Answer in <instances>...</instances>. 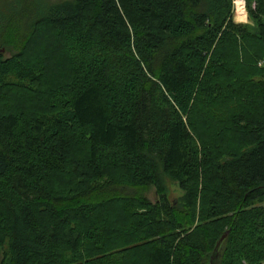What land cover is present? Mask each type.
<instances>
[{"label": "trees", "instance_id": "trees-1", "mask_svg": "<svg viewBox=\"0 0 264 264\" xmlns=\"http://www.w3.org/2000/svg\"><path fill=\"white\" fill-rule=\"evenodd\" d=\"M248 4L256 31L234 23L232 0H71L35 20V8L0 7L18 18H0L13 52L0 50L10 264H211L227 233L217 264H264V68L241 70L264 60V0ZM47 32L68 48L56 75L26 58ZM38 82L44 110L15 104ZM201 101L216 116L199 117Z\"/></svg>", "mask_w": 264, "mask_h": 264}, {"label": "rangeland", "instance_id": "rangeland-1", "mask_svg": "<svg viewBox=\"0 0 264 264\" xmlns=\"http://www.w3.org/2000/svg\"><path fill=\"white\" fill-rule=\"evenodd\" d=\"M71 0H0V7L2 8L1 13H6L8 12V10H11V8H16L19 5V9H24V8H35L36 10L33 11V13L35 14L34 20L35 18L37 19L38 16H40L42 14V8L46 5V6H52V5H56V4H60V3H64V2H69ZM236 0H232V9H231V18L233 19L234 23L237 25H241V26H248L249 28L252 29V31H256V25L255 23L251 20L250 18V11H249V4H248V0H245V12L242 13V15H244L245 13L246 16L244 17L243 21L240 22L236 19V15L239 11V8L237 10V5L235 4ZM38 3V5H37ZM18 5V6H17ZM36 6V7H35ZM252 8H255V4L252 5ZM238 11V12H237ZM241 14V13H240ZM6 14H2V16L0 15L1 20L6 19L7 21H9L10 19H13L14 21L17 22L18 18H13L12 15L9 16H5ZM248 16V18H247ZM22 18H25L22 17ZM0 20V22H1ZM3 20V21H4ZM5 20V21H6ZM2 21V22H3ZM11 27L13 26L10 25ZM8 25V28L10 27ZM7 28V29H8ZM31 31V30H30ZM54 35L52 32H47L44 35L39 36L38 38H36L33 42V44L31 45L28 53H27V60H30L32 63H34L38 68L37 70L40 71L39 69H42V74L45 75L46 74H59L64 70H67V66L64 63V59L61 57H64V55L68 52V48H64V46H55V41H54ZM0 50H3V55L5 57V59H9L11 54L13 52H11L9 49H6L2 47V45L0 44ZM60 58L61 60L59 61ZM44 59L46 61H44ZM63 68V70H61ZM242 68V67H241ZM252 68V69H251ZM264 68V60L260 61V64H258V66L255 68V66H244L241 70L248 72L250 74H253L254 71L256 69L262 71V69ZM18 76H12L11 78L8 79V83L12 84H16V85H22V86H26V84H24L25 82H23L22 84L17 83L18 80L16 79ZM255 77V76H254ZM257 78V77H256ZM13 86V85H12ZM18 93H20V95L22 96V98H24L25 96L29 97L30 102L27 101H23L20 98H16L15 104L17 105H23L24 107H30V110L35 111L36 112H41V110H44L43 107L40 105V103L43 104V100L38 101V100H34V92H30V91H38L40 93H45L46 89L45 86L42 84V82H38V84L33 85V88H27V89H16ZM42 95V94H39ZM39 99V97H37ZM25 102V103H22ZM202 102V101H201ZM32 103V104H30ZM30 104V105H29ZM203 105V106H202ZM39 106V107H38ZM41 106V107H40ZM249 106V105H247ZM209 107V113L216 116V113L213 112L214 107L213 106H208ZM215 109H219L217 107H215ZM208 113V114H209ZM196 114L200 116L203 115L205 117H207V110H206V103L204 104L203 102L198 105V110H196ZM207 119V118H206ZM198 122V121H197ZM195 121V123H197ZM201 124L202 122L199 121ZM244 124V123H242ZM196 125V124H195ZM195 140H197L196 136H195ZM237 145V143H236ZM236 149V147H235ZM235 149L233 151H231L232 154L235 153ZM229 153V151H228ZM165 182H166V186L168 187V197L169 200L173 203V202H179L181 204V202H183V198L185 196V192L181 190L179 184L172 182L170 179L165 178ZM134 190H128L126 191V194H134ZM146 198L151 201V203L155 204L158 201V197L156 194L155 189H151L149 190L146 194ZM264 204V203H263ZM261 204V205H263ZM200 205L198 207V209L200 210ZM111 212V213H110ZM200 212V211H198ZM104 213H108V214H118V211L116 208H112L109 212L107 211H102L101 213H99L100 215L104 214ZM43 224V221H42ZM112 239V238H110ZM8 245L6 246L4 251L0 252V264L3 263V261H6L4 264H10L9 262V252H8ZM8 254L7 257H5L4 253ZM5 259V260H4Z\"/></svg>", "mask_w": 264, "mask_h": 264}, {"label": "water", "instance_id": "water-1", "mask_svg": "<svg viewBox=\"0 0 264 264\" xmlns=\"http://www.w3.org/2000/svg\"><path fill=\"white\" fill-rule=\"evenodd\" d=\"M228 235H229V233L225 234L222 237V239L219 241V243L217 244L211 264H217L218 263V259H219V255H220V248L223 245V243L225 242V240L228 238Z\"/></svg>", "mask_w": 264, "mask_h": 264}, {"label": "bare ground", "instance_id": "bare-ground-1", "mask_svg": "<svg viewBox=\"0 0 264 264\" xmlns=\"http://www.w3.org/2000/svg\"><path fill=\"white\" fill-rule=\"evenodd\" d=\"M238 8H239V11L241 12V15H242V13H244L245 11H244V2L243 1H239V3H238ZM238 12V11H237ZM239 13V12H238ZM240 14V13H239ZM247 48V47H246ZM17 53V52H16ZM246 64V63H245ZM250 65H252V64H250ZM243 66V65H242ZM252 69V68H251ZM208 70V69H207ZM19 71V70H18ZM232 72V71H231ZM25 73V72H24ZM241 73V72H240ZM30 75V74H29ZM28 75V76H29ZM1 77V76H0ZM23 77V76H22ZM17 79V78H16ZM29 79V78H28ZM28 79H26V80H28ZM10 84V83H9ZM31 84V83H30ZM207 87V86H206ZM225 101H227V100H225ZM192 112V111H191ZM106 167V166H105ZM87 178V177H86ZM89 188V187H88ZM68 190V189H67ZM106 211V210H105ZM108 212V211H107ZM113 218V217H112ZM176 221V220H175ZM117 223V222H116ZM118 224V223H117ZM261 237V236H260ZM257 245V244H256ZM263 249V248H262ZM144 250V249H143ZM264 256V255H263ZM261 258V257H260ZM264 258V257H263ZM146 259V258H145ZM259 259V258H258ZM147 262V261H146Z\"/></svg>", "mask_w": 264, "mask_h": 264}, {"label": "built area", "instance_id": "built-area-1", "mask_svg": "<svg viewBox=\"0 0 264 264\" xmlns=\"http://www.w3.org/2000/svg\"><path fill=\"white\" fill-rule=\"evenodd\" d=\"M239 1H243L244 2V10H245V0H236L235 1V4L237 5V10H238V3H239Z\"/></svg>", "mask_w": 264, "mask_h": 264}]
</instances>
